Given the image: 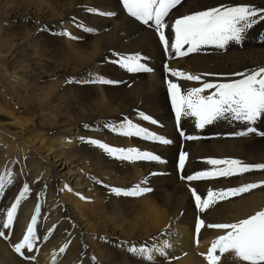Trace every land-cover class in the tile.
<instances>
[{"label": "bare ground", "instance_id": "1", "mask_svg": "<svg viewBox=\"0 0 264 264\" xmlns=\"http://www.w3.org/2000/svg\"><path fill=\"white\" fill-rule=\"evenodd\" d=\"M16 1L18 3L7 1L0 7V176L6 184L0 194V230L10 238L7 241L0 237V264H112L121 254L142 264L141 259L127 251V245L118 247V242L139 245L153 237L158 238L160 247L165 241L170 245L165 249L166 256L156 254L154 264H208L204 257L223 230L207 226L234 223L264 210V186L219 200L204 210L195 205L193 186L197 194L206 199L210 190L207 185H214L213 191L218 192L259 183L264 181V170L206 178L201 184L181 179V176L212 170L213 166L206 163L208 159L264 163V137L231 135L244 128L237 121L218 120L204 129H197L193 117L182 118L180 127L185 136L199 138L180 137L176 132L167 81L171 79L182 91H187L204 82H231L241 78L232 75L234 73L264 67V21L250 30L241 45L233 43L225 49L204 46L200 52L175 57L164 50L153 30L127 15L121 0ZM220 4H250L264 8V0H183L182 6L170 12L166 22L172 25L183 15ZM90 8L96 12H115V15L90 13ZM80 24L95 31L86 32L77 26ZM22 26L31 27V32L22 38L13 36ZM110 32L116 35L110 47H99L84 56L68 50L76 69L60 59L56 61L58 49H72L70 44L75 43L90 47L94 39L103 41ZM165 34L170 44L174 42V32L170 28L165 29ZM42 35H47L48 44L36 48V41ZM115 52L152 57L147 64L153 71L134 74L133 80L117 79L106 60ZM165 65L201 76V80L171 77ZM90 77L122 83H78ZM131 84L144 89L136 91L144 95L140 101L131 102L134 108L147 115L153 109L162 115L171 114L163 130H154L136 114L131 115L126 107L111 108L117 92ZM69 88L87 94L89 102H86L85 112L72 113L71 100L67 96ZM209 91L213 90L204 94ZM126 115L171 143L163 145L142 138L138 140V137H124L103 127L105 123L118 124ZM257 127L264 131V120L258 121ZM82 136L112 147L149 151L161 160L132 164L113 159L102 149L82 143L79 139ZM181 152L190 154L183 170L178 167ZM194 153H200L201 157ZM8 172L12 173V185H7ZM145 179L154 185L151 186L152 194L125 200L112 191L113 188L131 189ZM25 183L29 185V194L21 200L11 229H3L7 209ZM120 202L124 206L121 213ZM38 205L39 213L36 212ZM167 206L172 208V213H168ZM197 212L201 213L200 217L203 215L206 224L202 234L199 233V246H195L193 239ZM33 215L38 216L36 232L40 239L36 247L39 251L23 250L25 256L35 257L25 259L14 251L13 245L22 241ZM62 247L65 250L61 253ZM108 253L109 261L105 262ZM229 258L231 253H225L219 264H232Z\"/></svg>", "mask_w": 264, "mask_h": 264}, {"label": "snow or ice", "instance_id": "2", "mask_svg": "<svg viewBox=\"0 0 264 264\" xmlns=\"http://www.w3.org/2000/svg\"><path fill=\"white\" fill-rule=\"evenodd\" d=\"M182 2L183 0H121L123 9L126 10L127 15L153 30L158 35V41L164 50L174 54L175 57H185L190 53L200 52L204 46L225 49L229 44L241 45L246 40L250 30L264 21V8H257L250 4H220L183 15L175 19L174 24L169 25L166 22V18L169 17L173 9H178V6H182ZM88 11L102 16L115 15V12H96L95 9L91 8ZM77 26L89 33L95 31V29L83 24ZM168 28L174 32V42L171 44L165 34V29ZM64 35L71 34L64 33ZM72 38L79 39V37ZM185 45H187L186 49ZM113 56L114 58L107 62L115 64L120 70L129 74L150 73L153 71L147 64V58L140 53L122 54L115 52ZM165 68L171 77L182 78L188 81L201 80V76L186 74L183 71L171 69L167 65H165ZM232 75L240 76L241 78L225 83L204 82L200 87H193L187 91H182L180 85L171 79L167 81L175 122L181 137L186 140L199 138L191 135L185 136L184 131L180 129L182 118L189 117L195 118V127L197 129H204L205 126L211 125L218 120L237 121L241 122L244 128L231 133V135L248 137L254 134L264 137V131H260L257 127V122L264 120V67ZM78 83L82 85L95 83L116 84L122 83V81L90 77ZM208 90L213 91H209L205 95L204 93ZM137 116L141 121L150 122L152 125L158 124L155 119L144 112H138ZM85 127L87 128L88 126L85 125ZM103 127L124 137H138L145 141L158 142L163 145L171 143V140L150 131L139 123H134L128 117H125L118 124L105 123ZM79 139L82 143L102 149L104 153L120 161L161 160L158 155L149 151H141L137 148L124 149L112 147L97 139L83 136ZM186 156L187 153L184 152H181L179 155L178 167L180 170H183L185 166ZM206 163L213 166L212 170L201 171L187 177L181 176V179L195 181L264 170V163L246 164L238 159H208ZM7 175L9 177L7 185H12V173L8 172ZM151 175H156V173H152ZM148 183L147 179H145L131 189L113 188L112 191L117 196L142 197L153 191L148 186ZM261 186H264V181L248 183L237 188L220 190L218 192L209 190L206 199L203 200L194 188L191 192L196 207L204 210L219 200H226ZM5 187L4 177L0 176V194H3ZM29 191V185L25 183L15 202L7 209L6 221L2 225L3 229H11L18 206L21 200L27 198ZM37 198H39V194H37ZM39 211L38 205L36 212L39 213ZM37 220L38 216L33 215L22 241L13 245L14 251L24 256L25 259H34L35 257L25 256L23 250L32 252L35 249L39 251V248L36 247L37 241L40 239L36 232ZM203 225L204 221L198 220L195 229L197 235H199ZM207 227L223 230V234L219 235L212 242L205 255L208 264H219L221 255L225 253L234 254V258L238 259L241 264H264V210L256 211L255 214L234 223H219L208 225ZM0 237L8 239L5 231L2 230H0ZM125 245H127V251L130 254L141 259L142 264H154L156 254L160 257L166 256L165 249L170 246L165 241L164 246L160 247L158 245V238L156 237L139 245L135 242H118L117 246L124 247ZM64 250L62 247L60 252L62 253ZM217 252L221 255H217Z\"/></svg>", "mask_w": 264, "mask_h": 264}, {"label": "rangeland", "instance_id": "3", "mask_svg": "<svg viewBox=\"0 0 264 264\" xmlns=\"http://www.w3.org/2000/svg\"><path fill=\"white\" fill-rule=\"evenodd\" d=\"M7 1L8 2H12V3H18L16 0H0V7H3L5 2H7ZM125 12H126V10H125ZM31 30H32L31 27H27L26 28V26H22L21 28L15 30L13 32V36L22 38L25 34L30 33ZM48 40H49V38L47 37V35L40 36V38L36 41V44H35L36 48H40V47H43V46L47 45L48 44ZM114 41H116V35H115V33L110 32V34L106 35V38L103 41L98 40V39H94L93 42L91 43L90 47L80 46L79 43L70 44V47L72 49H58L59 53H58V56H57L58 58H57L56 61H58V59H60L68 67L76 69L74 60L72 59V56H71L70 52H68V50L73 52L75 55L84 56V55L90 54L91 51H93V50H96V49L98 50L99 47H110L111 43L114 42ZM104 43H107V44H104ZM145 44H152V43H145ZM145 44H143V45H145ZM106 58H107L106 60L108 61V60L114 58V56L111 54V55H108ZM146 58H147V61H152V59H153L152 57H146ZM107 64H109V68L112 70L111 74L112 75L114 74L115 78H117V79H125V80H129V79L133 80L135 78L134 74H129V73L125 72V71L120 70L115 64L110 63V62H107ZM138 90H144V89H143V87L137 86V85H134V84L126 85V87H125V89L123 91L117 92L118 94H117L116 101L112 102L111 108L113 107L114 109H116L117 107H124V108L126 107L131 112L130 113L131 115H134V114L137 115V113L141 112V111L138 108H134V106L132 105L131 102H133V103L134 102H138V101H140L143 98L144 94H142V95L137 94L136 91H138ZM67 96L71 100V104L70 105H71V111H72L73 114L76 111H78V113H80V112H85L87 110L88 105L86 104V102H89L87 94H85L84 92L77 91V90H75L73 88H69L67 90ZM104 99H105L106 102H109V100H108L106 95H104ZM125 102H127L128 105ZM158 114H159V116H156ZM150 116L153 119H155L158 122V124L157 125H152V124H150V122H147L146 124L152 126L154 128V130H163L165 128V126H166V124H165L166 121H167L166 118H169L171 116V114L169 113V114L162 115V114L158 113L156 109H153L150 112ZM126 117H128V115H126ZM138 140H141V139L138 138ZM194 154L196 155V157H201L200 153H194ZM189 156H190V154L187 152V156H186L187 157V162L189 161ZM136 162H140V161H136ZM130 163L133 164L134 162H130ZM161 175H157L158 176L157 178L161 177ZM166 176H168V175H166ZM195 183L201 184L202 182H195ZM210 185L211 184L207 185V188L213 191L214 190V185H213V187H212V185L211 186ZM148 186L151 187V186H154V185H151V182L149 181ZM193 188H196V186H193ZM170 193H171V191H170ZM149 194H152V193L150 192L148 194H145V196L149 195ZM123 197H125V196H120V199L128 200L127 197H125V198H123ZM202 200H203V198H202ZM123 207H124L123 203L120 202L119 205H118V209H119L120 213L124 212V208ZM167 211H168V213H172V208L170 206L169 207L167 206ZM200 215H201V213L197 212V217H196L195 222H194L195 225L198 223V220H203V221L205 220L203 215L201 217H200ZM170 219H169V221H170ZM205 227H206V224H204L201 227L200 234H202V232L205 229ZM195 229H196V226H194V230ZM207 231L208 230H205V233H207ZM194 234H197L196 230H195ZM200 234H199V238H200ZM9 240H10V238L8 237L7 241H9ZM198 241H200V239ZM217 254L221 255L218 252H217ZM108 255H109V253L104 258L105 262L109 261L108 260ZM221 258H222V255H221ZM204 259H205V257H204ZM220 261H221V259H220ZM228 261L230 263H232V264H241V262L238 259L234 258V254H231V258H229ZM112 264H139V263H137L134 260L132 261L127 255L121 254V255L116 257V262H112Z\"/></svg>", "mask_w": 264, "mask_h": 264}]
</instances>
